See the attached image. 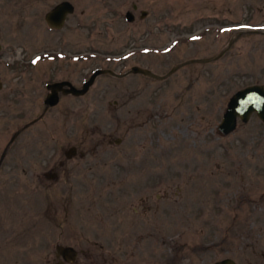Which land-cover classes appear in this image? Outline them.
<instances>
[{
  "label": "rangeland",
  "instance_id": "374dc122",
  "mask_svg": "<svg viewBox=\"0 0 264 264\" xmlns=\"http://www.w3.org/2000/svg\"><path fill=\"white\" fill-rule=\"evenodd\" d=\"M0 36V264H264V124L218 131L264 85V0H0ZM47 49L77 60L46 76L27 60ZM141 65L163 79L100 76L36 120L49 80Z\"/></svg>",
  "mask_w": 264,
  "mask_h": 264
},
{
  "label": "water",
  "instance_id": "95a60500",
  "mask_svg": "<svg viewBox=\"0 0 264 264\" xmlns=\"http://www.w3.org/2000/svg\"><path fill=\"white\" fill-rule=\"evenodd\" d=\"M75 12V7L70 2L65 1L57 5L52 11L46 15V22L51 28L62 29L66 23L67 17L73 15ZM126 18L129 22L135 20L134 15L131 12L127 13ZM2 42L0 36V54L2 52ZM181 66L173 69L169 75L174 73L176 70L180 69ZM128 74H143L146 76H154L152 72L144 70L140 67H133ZM101 75H112L119 78L125 77V75H118L111 70H97L90 79L83 85L81 89L74 87L69 82H61L49 85L47 88L50 91V94L45 100L47 105V110L49 108L55 107L59 102V92L65 86L68 87L64 93L72 94L76 97H81L86 95L90 88L94 85L98 76ZM168 75V76H169ZM156 76V75H155ZM158 79H163L162 77L156 76ZM253 115H257L262 123H264V85H252L245 87L236 93H234L226 106L224 114L220 125L218 126V131L223 136H229L233 134L237 128L239 121L243 124H248ZM16 134L14 138L17 136ZM76 154V149L71 148L67 152V157L70 159L72 155ZM57 250L60 254H63L64 257L68 256L67 260L74 261L78 255L74 248L67 247H57ZM216 264H237L232 259H225Z\"/></svg>",
  "mask_w": 264,
  "mask_h": 264
},
{
  "label": "flooded vegetation",
  "instance_id": "af4514ba",
  "mask_svg": "<svg viewBox=\"0 0 264 264\" xmlns=\"http://www.w3.org/2000/svg\"><path fill=\"white\" fill-rule=\"evenodd\" d=\"M133 9H134V11H137L138 10V6L135 4V5H133ZM50 12V11H49ZM128 13V12H127ZM132 13V12H131ZM48 14V13H47ZM46 14V15H47ZM133 14V13H132ZM134 15V14H133ZM148 16V12H146V11H142V13H141V17H147ZM70 16H68V18H69ZM68 18H67V21H68ZM67 21H66V23H67ZM48 25V24H47ZM66 25V24H65ZM48 30H50V31H52L53 33L54 32H56V31H62L61 29H54V28H51L49 25H48ZM28 54V53H27ZM64 55H72L73 57H72V60H70V59H68V57H67V59H63V56ZM76 54L75 53H67V54H65V53H61L60 51H57V50H53V49H47V50H45V52H39V53H36V54H34L33 56H31L30 57V59L29 60H27V63L31 66V67H36V66H38L39 65V63L40 62H43V63H45L44 64V66H47V65H50L51 66V69H50V72H48V73H46L45 75L46 76H48V75H53V76H59L61 73H62V69H63V67L64 66H69V62H71V61H73V62H75L77 59H75V56ZM64 63H66V64H64ZM140 67H142V69H145V70H147V71H150V72H152V74L154 75V76H146V75H143V74H136V75H140V76H142L143 78H146V79H149V80H156V81H160V79H158V78H156V76H159V75H157V73L155 72V69L153 68V67H151L150 65H141ZM45 73V72H44ZM156 75V76H155ZM61 82H69V83H71L72 85H74L75 87H77V88H81L82 86H83V84L85 83H83L82 85H81V87L78 85V86H76L75 85V83L73 82V81H71L70 80V78H64V77H62V78H60V79H58V80H54V81H50L49 80V82L46 84V94H45V97H44V99H43V101H42V103H43V105H44V110L37 116V118H36V120H39V121H42L45 117H47L54 109H56L64 100H71V101H73V100H75V99H79V98H83V97H75V96H73V95H71V94H65L64 93V91H66L67 89H68V87L67 86H65L62 90H60V92H59V102H58V104L55 106V107H52V108H49L48 110L46 109V105H45V100H46V98H47V96L50 94V92L48 91V89H47V87L49 86V85H51V84H54V83H61ZM4 89H5V86L2 84V83H0V93L1 92H4ZM10 93H11V95H15L16 93H15V91L14 90H12V91H10ZM85 97V96H84ZM66 115H67V118L68 119H77V118H79L80 116H79V113L77 112V111H70V112H67L66 113ZM14 146V143H10L9 145H8V147H13ZM74 149H76V147H73ZM77 154H78V151H77V149H76V154H73L72 155V158H74V157H76L77 156ZM66 157H67V154H66ZM68 159V158H67ZM70 160V159H69ZM53 177L54 178H56L57 177V175L56 174H54L53 175ZM65 247H69V248H73V247H71V246H64V248ZM60 254V253H59ZM60 256L62 257V260H63V264H73V263H75L76 261H77V259H78V256L79 255H77V257H76V259L74 260V261H70V260H67L68 258H66V257H68V256H65L64 257V255L63 254H60Z\"/></svg>",
  "mask_w": 264,
  "mask_h": 264
}]
</instances>
